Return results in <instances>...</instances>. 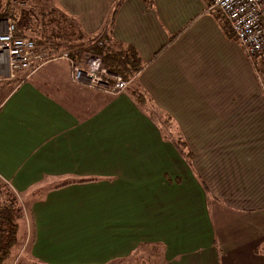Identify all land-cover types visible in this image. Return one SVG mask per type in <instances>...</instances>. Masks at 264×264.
<instances>
[{"label": "crops", "instance_id": "1", "mask_svg": "<svg viewBox=\"0 0 264 264\" xmlns=\"http://www.w3.org/2000/svg\"><path fill=\"white\" fill-rule=\"evenodd\" d=\"M52 1L139 69L115 95L63 59L0 81V178L25 197L28 256L264 264V55L209 0Z\"/></svg>", "mask_w": 264, "mask_h": 264}, {"label": "built area", "instance_id": "2", "mask_svg": "<svg viewBox=\"0 0 264 264\" xmlns=\"http://www.w3.org/2000/svg\"><path fill=\"white\" fill-rule=\"evenodd\" d=\"M209 1V8L218 11L244 52L249 57L263 56L264 0ZM1 11L0 8V81L16 79L18 73H30L48 61L63 59L70 64V77L75 83L113 95L128 87V81L110 73L97 57L85 53L79 62H74L67 49L45 50L27 37H18L15 18L2 16Z\"/></svg>", "mask_w": 264, "mask_h": 264}, {"label": "trees", "instance_id": "3", "mask_svg": "<svg viewBox=\"0 0 264 264\" xmlns=\"http://www.w3.org/2000/svg\"><path fill=\"white\" fill-rule=\"evenodd\" d=\"M13 2L15 0H5L1 15H11L15 18L18 37H27L45 50H65L64 47H66L74 62H79L85 53L97 57L101 60V65L110 73L118 75L128 82L139 69V60L135 53L130 49L112 47L106 31L95 36L85 37L73 18L67 17L55 8L32 15L18 5L12 6ZM32 20L34 21L32 22ZM111 21L112 19L109 24ZM46 27L50 29L49 33L44 30ZM68 65L70 67L69 63ZM17 210L12 203L0 207V262L8 257L17 241Z\"/></svg>", "mask_w": 264, "mask_h": 264}, {"label": "rangeland", "instance_id": "4", "mask_svg": "<svg viewBox=\"0 0 264 264\" xmlns=\"http://www.w3.org/2000/svg\"><path fill=\"white\" fill-rule=\"evenodd\" d=\"M21 5L22 8L31 13L32 15H35L36 13H39L38 11L42 9H53L55 8L53 6V1H42L38 2L37 0H15ZM5 0H0V8L2 9L3 4ZM23 3V4H22ZM42 5V6H41ZM34 20H32L33 22ZM41 27V25H39ZM42 28V27H41ZM46 33L50 32V29L47 27L44 28ZM62 50V49H59ZM58 50V51H59ZM260 58H263L260 57ZM70 69V67H69ZM74 82V81H73ZM75 83V82H74ZM25 197L22 194L16 193L5 181H3L0 178V207L3 205H7L12 203L13 206H15L17 210V223L19 227V232L17 233V241L16 244L12 247L10 254L6 259L0 262V264H31V263H38L35 260H32L28 256V249H29V244H30V237L28 242L25 244V237L27 235V230H32L30 222H28L29 213H28V208L26 207L25 204ZM139 258V257H138Z\"/></svg>", "mask_w": 264, "mask_h": 264}]
</instances>
